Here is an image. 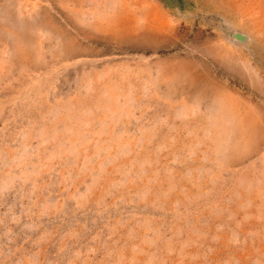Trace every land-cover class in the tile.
Instances as JSON below:
<instances>
[{
    "label": "rangeland",
    "instance_id": "1",
    "mask_svg": "<svg viewBox=\"0 0 264 264\" xmlns=\"http://www.w3.org/2000/svg\"><path fill=\"white\" fill-rule=\"evenodd\" d=\"M0 264H264V0H0Z\"/></svg>",
    "mask_w": 264,
    "mask_h": 264
},
{
    "label": "water",
    "instance_id": "2",
    "mask_svg": "<svg viewBox=\"0 0 264 264\" xmlns=\"http://www.w3.org/2000/svg\"><path fill=\"white\" fill-rule=\"evenodd\" d=\"M235 39H237L239 41H243L245 39V37L242 36V35L237 34V35H235Z\"/></svg>",
    "mask_w": 264,
    "mask_h": 264
},
{
    "label": "bare ground",
    "instance_id": "3",
    "mask_svg": "<svg viewBox=\"0 0 264 264\" xmlns=\"http://www.w3.org/2000/svg\"><path fill=\"white\" fill-rule=\"evenodd\" d=\"M245 40V39H244Z\"/></svg>",
    "mask_w": 264,
    "mask_h": 264
}]
</instances>
